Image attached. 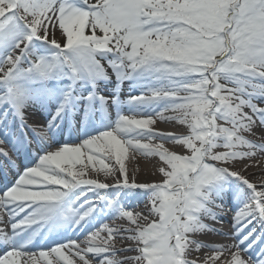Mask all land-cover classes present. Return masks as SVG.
<instances>
[{"label": "snow or ice", "instance_id": "obj_1", "mask_svg": "<svg viewBox=\"0 0 264 264\" xmlns=\"http://www.w3.org/2000/svg\"><path fill=\"white\" fill-rule=\"evenodd\" d=\"M258 154L264 0H0V264H264Z\"/></svg>", "mask_w": 264, "mask_h": 264}, {"label": "bare ground", "instance_id": "obj_2", "mask_svg": "<svg viewBox=\"0 0 264 264\" xmlns=\"http://www.w3.org/2000/svg\"><path fill=\"white\" fill-rule=\"evenodd\" d=\"M42 123V121L40 120V117L38 115H30L29 117V123ZM156 127L161 130V131H165V132H180L182 131V129L179 126H173L172 124H168V123H161L158 122ZM259 142V141H257ZM169 146V145H166ZM85 162H87L85 160ZM248 163H250L252 166L249 167L247 169V171L244 172V175H246L250 180L255 181L257 183H259L262 179H264V154H258L257 158L249 161ZM125 164H126V168L128 170V172L130 173H137L140 175H146L148 178L146 179H140L139 180L141 182H149L152 180H157L159 179L158 175H153L154 172V167L152 163H149L147 160H145L143 157L141 156H135V158H133L132 154L129 153L128 157L125 160ZM98 167V165H97ZM252 177H257L258 180L252 178ZM101 179H103L102 177H100ZM142 207V206H141ZM137 210H140V208H138ZM7 218V217H6ZM231 218V214H229V219ZM111 223V222H110ZM116 224H121L124 223L123 221H115ZM216 227H223L224 231H229L230 230V226L228 225H215ZM205 242L212 244V243H223V244H231L233 243V241L231 240H224L222 237L219 236H214V235H209V236H205L202 238ZM118 247H120L121 245H117ZM127 255H132V253H127ZM200 257L202 258L205 255V252H201Z\"/></svg>", "mask_w": 264, "mask_h": 264}, {"label": "rangeland", "instance_id": "obj_3", "mask_svg": "<svg viewBox=\"0 0 264 264\" xmlns=\"http://www.w3.org/2000/svg\"><path fill=\"white\" fill-rule=\"evenodd\" d=\"M127 95V93L125 92V96ZM129 173V177H131L132 175H133V173H130V172H128ZM135 176H136V178L137 179H146V178H148L146 175H140V174H137V173H135L134 174ZM156 176V175H155ZM102 177V176H101ZM103 178V177H102ZM252 178H254V179H256V180H258V178L257 177H252Z\"/></svg>", "mask_w": 264, "mask_h": 264}]
</instances>
